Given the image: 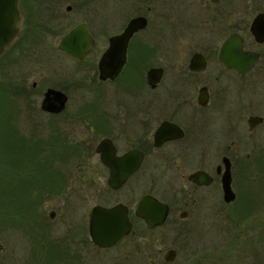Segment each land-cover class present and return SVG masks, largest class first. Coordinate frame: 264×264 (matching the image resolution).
<instances>
[{
    "label": "flooded vegetation",
    "instance_id": "flooded-vegetation-1",
    "mask_svg": "<svg viewBox=\"0 0 264 264\" xmlns=\"http://www.w3.org/2000/svg\"><path fill=\"white\" fill-rule=\"evenodd\" d=\"M154 1L159 5L157 9L159 24L153 34L142 36L140 34L148 28L151 17L147 13L137 15L146 16L148 25L131 37L127 61L119 76L115 79H101L99 62L105 51L99 58L97 74L92 77L91 82L97 81L103 85L98 92L99 96L103 97L104 94L107 97L103 101L104 113L95 114L92 108L93 113L83 114L85 110L79 108L78 111L68 114L72 128L76 120L77 122L82 120L88 127L89 135L85 141L66 138L64 134L69 132L67 128L65 129L62 119L73 96L72 90L80 87H83V90L89 88L91 82L86 83L89 74L85 76L80 67L76 68L71 73L73 75L71 81L55 84L45 90L42 102L49 88L60 90L68 97L65 109L60 112L44 110L41 102V109L45 113L59 118L52 121L49 127L65 147L57 149L51 159L54 163L50 171H60V174H57L59 181L57 180L55 184H52L53 182L49 184L47 181L49 169L46 166L48 159L46 148L43 149L44 157L40 162L37 161V156L34 157L41 168L38 169L37 164L29 169H25L24 164L20 165V169L13 168L9 199L11 203L15 201L14 203H22L24 206H12L14 209L18 208L11 213L12 219L18 221L12 226L14 229L23 230L25 238L31 228L47 226V218L41 208L49 194L56 191V195H59L64 189L67 180L64 169L73 167L75 161L77 171H83L84 166H87L85 165L87 158L93 160L90 167L103 171L100 173L102 175L100 181L95 177L96 172L94 171L92 178L90 171V189L96 200L88 212L90 238V214L96 205L114 207L123 204L127 207L132 230L114 246L135 234L139 222L145 223L149 230L164 228L167 224H172L174 228L182 226L181 221L186 220L198 206L209 221L207 222L209 225L211 219L221 218L227 219L233 226L239 225L241 217L240 192L237 186L239 155L245 150L241 146V139L244 137L248 139L252 135H256L258 139L264 136V42H258L251 31L254 19L260 13H264V0ZM172 4L179 5L178 10ZM182 5L185 7L180 8ZM71 8V5L67 6L68 11ZM132 18L127 21L122 31L116 34L123 32ZM81 23L87 25L89 33L96 41L95 46L82 60L60 49L58 42L62 56L76 63H83L94 54L98 42L95 31H92L93 28L88 22H79L73 28ZM164 23L180 28L173 30V43L164 42L158 34L162 31ZM104 26L107 27L106 24ZM232 34H238L243 38L246 51L252 50L260 54L256 66L246 75H242L221 58L223 43ZM247 34L252 38V47L248 44ZM113 35L108 37L109 44ZM14 42L0 58L9 52ZM182 44L187 50H181ZM90 68L93 72L91 63ZM152 69L158 73L157 77H154V84L149 78ZM79 73L83 76L81 81L79 78L75 79ZM111 83H116L118 90L115 95L120 96V100H114L113 104L108 103L116 91L115 86L110 90ZM33 86H36V82ZM87 106L90 111L93 105ZM62 114L64 115L61 116ZM104 140H106L104 148L99 151L98 148ZM248 142L252 145L246 148H252L253 154H264V149L259 145L261 143L255 145L253 140H247L245 144H249ZM247 155L249 157L252 153L248 151ZM225 157L230 161L231 185L235 193V198L231 201L226 200L223 186L227 169ZM250 161V159L244 161L243 165L247 167ZM252 166L249 174L254 175V178L261 176L262 171L256 169L255 165ZM113 170L130 172L119 188L113 187L109 182ZM197 172L204 173L200 182L190 179V176ZM38 177H41V180H38ZM76 177L78 178V175ZM177 178H180L179 187L176 185ZM21 181L31 185L29 195L23 196L18 193L22 187L19 185ZM147 182L155 183L156 187L159 183H165L168 188L161 191L160 187H157L158 193L150 190L143 194V186ZM146 194L168 204L169 214L164 224L150 228L147 222L137 215L138 205ZM42 240L41 236V244ZM92 243L94 244L93 241ZM94 246L98 250L114 247L100 248L95 244ZM170 249L177 251L178 258V249L167 245L158 248L157 254H163L165 258L166 252ZM67 250L76 262H80L79 252L75 247L73 250L71 247Z\"/></svg>",
    "mask_w": 264,
    "mask_h": 264
},
{
    "label": "rangeland",
    "instance_id": "rangeland-1",
    "mask_svg": "<svg viewBox=\"0 0 264 264\" xmlns=\"http://www.w3.org/2000/svg\"><path fill=\"white\" fill-rule=\"evenodd\" d=\"M69 5L72 8L68 11ZM172 6L178 10L179 5ZM158 7L154 0H25L22 7L21 32L9 52L0 58V169L3 167L8 170L7 180L12 177L13 168L10 169L6 162L11 157L21 160L22 163L18 166L24 164L25 169L34 167V164H37L38 169L42 167L37 161L43 159V150L35 152L37 147H34V150L32 147H25L23 139L27 137L38 141L53 133L49 124L59 118L41 109L45 90L55 84L71 81L73 77L71 73L79 67L85 76L89 74L86 83H90L92 77L97 74L96 66L100 56L109 45L108 37L122 31L130 18L141 13H147L151 18L148 28L140 35L153 34L159 24ZM182 7L185 6L182 5L180 8ZM188 8L191 9V6ZM82 21L88 22L94 29L91 28L93 32L95 31L98 42L94 54L86 58L85 62L76 63L62 56L58 42L63 34ZM104 24L107 27H103ZM163 26L158 34L164 42L173 43V30L180 28L168 23H164ZM246 38L252 47V38L248 34ZM34 48L36 49L33 50ZM181 50H187L184 44ZM90 63L94 68L93 72ZM81 73L75 79L79 78L81 81L83 77ZM34 82L36 86H33ZM111 84L110 90L115 86L116 91L108 103L113 104L114 100H120V96L115 95L118 90L116 83ZM7 85L8 88L5 90L3 87ZM101 85L102 83L95 81L84 90L83 87L72 90L73 96L62 119L65 129L67 128L69 132L64 134L66 138L80 141L87 139L89 134L85 123L76 120L72 128L68 114L78 111L79 108L85 110L83 112L81 109L83 114L93 113L92 108L95 114L104 113L103 101L107 97L104 94L103 97L99 96ZM89 104L93 105L90 111L87 106ZM244 138L241 139V146L245 148V154L243 152L239 155L237 184L241 210L239 225L233 226L224 218L211 219L209 225L207 224L209 221L198 206L186 220L181 221L180 230L179 227L174 228L172 224L157 230H149L145 223L139 222L135 234L110 249L98 250L88 232V212L90 206L96 202L90 189V171L92 178L94 171L96 172L95 177L98 181L101 180L103 171L90 167L93 160L86 157L87 166H84V170L77 171L74 161L73 167L65 168L63 171L67 180L62 192L56 195V191H53L48 195L45 205L41 208L47 218L46 227L31 228L25 238L23 230L13 228L18 221L12 219L11 213L18 208L9 207L8 203L4 205L9 216L6 214L5 217H0V264H41L40 254L45 260L42 264H264V154H253L252 148H246L252 144L249 142L245 144L247 140H253L255 145L261 143L259 145L264 149V136L259 137L261 140L256 135ZM60 147L64 148L65 144L60 142ZM57 149L60 148L53 147L46 152L47 155H51L46 166L49 169L47 181L53 182L52 184L57 182L59 179L57 174H60L58 170L50 171L54 163L51 159ZM248 151L252 153L249 157ZM24 155L28 156L23 157ZM35 156L38 157L37 161L34 160ZM248 159L251 163L246 167L243 162ZM252 165L262 171L261 176L254 178V175L249 174ZM13 167L20 169L17 164ZM0 178L3 184L2 177ZM37 179L41 180V177ZM23 181L19 183L22 187L18 193L26 196L30 193L31 185ZM176 185L180 186V178H177ZM157 187H160L161 191L168 188L165 183H159ZM157 187L155 183L147 182L143 186V194L150 190L158 193ZM0 196L3 199V195ZM14 202L11 203L12 206H24L22 203ZM51 211H56L54 219L50 218ZM164 245L178 249V258L174 263H167L163 254H157L158 248ZM70 247L71 250L75 247L79 252L80 262H76L67 250Z\"/></svg>",
    "mask_w": 264,
    "mask_h": 264
},
{
    "label": "water",
    "instance_id": "water-1",
    "mask_svg": "<svg viewBox=\"0 0 264 264\" xmlns=\"http://www.w3.org/2000/svg\"><path fill=\"white\" fill-rule=\"evenodd\" d=\"M21 0H0V55L14 42L21 30L22 12ZM148 25L146 16L140 15L130 20L125 30L110 38L109 47L103 53L100 62V78L115 79L121 73L126 61L127 51L131 37L139 30ZM251 31L258 42H264V13H260L251 25ZM96 41L89 33L87 25L81 23L70 32L63 35L59 40V48L82 60L95 46ZM260 54L252 50H245L243 38L238 34H232L223 43L221 58L229 66L237 69L242 75L253 70L259 60ZM158 75L155 69L149 73L150 82L154 84V77ZM68 97L55 88H49L42 102V108L48 112H60L65 109ZM105 141H102L98 150L102 151ZM104 157V155H103ZM227 169L223 178L225 198L231 201L235 193L231 185V166L229 158L225 157ZM130 172L113 170L110 184L119 188ZM203 172H197L190 179L201 181ZM169 206L153 195L146 194L137 208V215L142 217L150 228L162 225L167 220ZM54 218L55 211L50 213ZM186 216V213L183 214ZM89 230L92 241L100 248H110L130 234L132 222L128 216L127 207L123 204L114 207L96 205L90 214ZM165 260L175 262L177 251L170 249L166 252Z\"/></svg>",
    "mask_w": 264,
    "mask_h": 264
},
{
    "label": "trees",
    "instance_id": "trees-1",
    "mask_svg": "<svg viewBox=\"0 0 264 264\" xmlns=\"http://www.w3.org/2000/svg\"><path fill=\"white\" fill-rule=\"evenodd\" d=\"M24 2H25V0L23 1V3H22V7H23V4H24ZM29 5V4H28ZM5 90H7L6 88H8V85L6 86V87H3ZM9 128L11 129V126H9ZM11 130H9V132H10ZM10 139V138H9ZM29 139V140H28ZM24 141V143H23V145L25 146V147H27V148H29V147H32L33 148V150H34V147H37L36 148V150H35V152L37 151V150H43L44 148H46V151L48 152V151H50V150H52V148L54 147V148H56V147H59V148H61L60 147V142H62L61 140H60V138H58L56 135H54L53 133L52 134H50V135H48L46 138H44V139H40V140H34V139H30V138H27L26 137V139H23ZM32 150V151H33ZM35 152H33L34 153V155H36V153ZM28 155H24L23 157H27ZM49 157L51 158V155H48V159L47 160H49ZM6 162L10 165V169L11 168H14L13 167V165H15V164H17V167L18 168H20L19 166H18V164L19 163H22L21 162V160H17L16 158H14L13 159V157H11V158H9V159H7L6 160ZM13 163V164H12ZM1 170V172H0V177H2V181H3V184H1V182H0V189H1V191H0V195L2 194L3 195V199L1 198V196H0V217H5V215L7 214L8 216H9V213H8V211H7V208L6 207H4V205L5 204H9L8 206L10 207H12V204H11V202H10V199H9V195L11 194V188H10V183H11V177L7 180L6 179V177H8L7 176V174H8V170H6V168H1L0 169ZM10 172V171H9ZM50 173V172H49ZM0 180H1V178H0ZM50 184V183H49ZM9 185V187H7ZM6 186V187H5ZM3 188H4V190H3ZM5 198H7L8 199V201L5 199ZM5 199V200H4ZM21 205H24V204H21ZM20 207V206H19ZM2 209H4L3 211H2ZM6 210V211H5ZM42 257V255L40 254V263L42 264V261H45L43 258H41Z\"/></svg>",
    "mask_w": 264,
    "mask_h": 264
}]
</instances>
